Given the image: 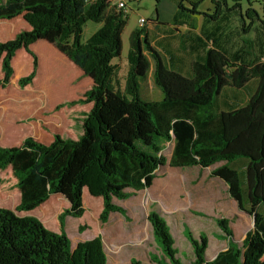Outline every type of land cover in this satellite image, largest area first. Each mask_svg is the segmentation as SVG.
I'll return each mask as SVG.
<instances>
[{"label":"trees","instance_id":"16d2710c","mask_svg":"<svg viewBox=\"0 0 264 264\" xmlns=\"http://www.w3.org/2000/svg\"><path fill=\"white\" fill-rule=\"evenodd\" d=\"M229 1L212 0L213 14L203 15L214 21L222 17L228 23L230 10L238 8L242 12L244 0H233L230 8ZM189 2L196 12L200 0ZM178 8L184 9L183 0ZM246 15H254L264 26L252 7ZM18 16H23L31 30L0 42V88H6L13 79L12 62L20 49L33 57V69L17 85L20 89L33 85L39 59L31 46L45 40L92 80L82 98L58 104L55 110L79 104H91L92 108L82 120L83 133L78 139L55 134L49 145L33 137L24 139L20 146L0 144V172L10 170L20 191V202L14 210L0 207V264H109L101 235L73 247L65 229L67 218L84 216L85 190L102 199L99 219L105 225L115 213L127 218L126 209L115 200L126 201L150 189L160 167L169 164L208 169L218 163L225 165L213 169L211 176L224 182L239 209L254 218L255 225L238 244L229 222L218 220L229 239L226 249L212 260L207 259L209 240L190 237L195 252L192 264H264V34L257 30L254 41L243 38L241 49L245 54H236L233 59L220 50H210L202 62L194 63L192 76L185 77L170 70L148 41L143 46L144 28L135 30L129 38L128 71L122 90L119 68L113 61L121 57L128 17L112 6L111 0H8L0 5V20ZM238 21L242 33L255 26L254 21L247 25L243 14ZM88 22L101 27L83 42ZM210 37L209 42L214 44L213 34ZM256 47L261 56L254 60ZM144 52L153 62V81L162 91L161 101L141 97V82L151 67ZM254 81L257 91L244 106L229 111L217 108L225 88L242 89ZM3 107L0 103V109ZM169 142L175 146L168 161L163 151ZM242 159L247 161L243 180L230 166ZM53 195L69 202V207L57 215L58 233L48 230L36 217L16 214L34 211ZM18 199L0 197L5 203ZM49 212L42 210L45 216ZM148 221L162 248L160 255H149L151 262L182 264L167 221L155 211L149 212ZM85 228L79 227V231ZM130 264L143 263L131 259Z\"/></svg>","mask_w":264,"mask_h":264},{"label":"rangeland","instance_id":"374dc122","mask_svg":"<svg viewBox=\"0 0 264 264\" xmlns=\"http://www.w3.org/2000/svg\"><path fill=\"white\" fill-rule=\"evenodd\" d=\"M125 1L126 12L124 15L128 17V21L123 35L124 59L127 56V50L129 48L130 34L138 27L139 19L144 18L147 23V20L152 18L151 16H155L156 10L158 12L160 9L166 11L165 7L158 6L157 0ZM158 1L160 3L162 2L161 0ZM197 1L199 0L192 2ZM211 2L212 0H200L196 6V10L202 13H213L214 7ZM249 3V0H244L241 4L242 12L238 8L230 10L231 16L229 17L228 24L233 32H235L234 26L239 24L240 32L242 33V27L238 21H241L242 14L247 25L254 21V28L247 33H242L243 38L254 41L255 34L258 31L264 34V26L257 21L254 15H252V18H249L246 13L252 7L259 13L261 17L260 21H264V0H252V3ZM233 4L234 1L230 0L228 7H232ZM183 5L188 8L193 7L188 0H183ZM98 27L99 24L88 22L84 27L83 42H86L97 32ZM255 28L256 30L254 31ZM253 53L254 60L256 57L259 58L261 56V52L257 47L253 48ZM2 77L3 73L0 65V80ZM18 80L19 77L14 75L6 88H0V103L5 107V109H0V144L6 147L17 146L19 144L18 142H20V138L18 139V137H28L27 134H29L32 125L29 122L32 119L26 117L31 114L37 117L40 115V110L43 107L38 105L39 100L35 102V100L29 99L37 93V86L32 85L25 89H20L17 85ZM79 85L80 83H77V85L73 84V94L64 90L63 93L65 94L61 97V103L82 98L84 91L88 89H80L78 87ZM86 105L79 104L76 107L92 106L91 104ZM52 106L47 101L45 102L44 115L49 119H53L59 126L62 125L63 119L66 126H63L64 128H56L53 125H49L51 126V130L58 135H62L65 139H78V134L83 132L81 125L80 129H75V136L70 137L68 136L69 133H67L69 130L67 125L73 124V121L69 120L73 109L64 107L56 111ZM31 108H34L31 114L22 116L25 112H29L27 109ZM63 112L66 114H63ZM82 112L80 111V113ZM59 117L62 119L60 118L58 120ZM27 119L28 121H22ZM170 155L171 146L167 145L163 151V156L169 159ZM218 165L216 164L215 167ZM212 168L214 166L206 170L196 168L189 172L176 174L172 177L173 187H166L165 190V177L169 173V169L165 168L161 170L158 172L156 183L151 189L137 193L126 201L115 200V204L126 209L127 218L119 213H115L105 225H102L99 219L103 208L102 199L90 196L85 190L83 195V203L86 210L84 216L82 218L69 217L66 221L65 229L72 246L75 247L78 242L92 240L101 235L106 253L109 257V264H130L131 259L140 260L143 264H153L149 259V255H152V257L160 255L162 248L155 241L152 226L148 221V214L151 211L157 212L168 222L175 241V248L178 251V258L182 264H192L194 261L195 252L190 244V237L199 241L203 236L209 240L207 250L208 259H211L213 253L216 251L225 248L229 238L224 234L223 227L217 223L218 220H227L235 240L238 244L242 243L246 233L254 227V219L246 212L240 210L235 201L233 202L228 199L229 193H227L223 182L219 178L210 175ZM170 189L173 191L172 196L168 195ZM10 196L18 197L19 199L14 203H5L0 200L1 208L14 210L20 202V191L15 186V180L12 178L10 170H7L0 172V197L8 198ZM67 207H69V202L63 196L53 195L45 204L34 211L16 212V214L20 217H36L48 230L58 233L57 215L63 208ZM43 209L50 211L47 214L48 216L43 215ZM82 226L86 228L80 232L79 227Z\"/></svg>","mask_w":264,"mask_h":264},{"label":"crops","instance_id":"0c3cea01","mask_svg":"<svg viewBox=\"0 0 264 264\" xmlns=\"http://www.w3.org/2000/svg\"><path fill=\"white\" fill-rule=\"evenodd\" d=\"M8 0H0V5L5 3ZM113 0H111L112 2ZM162 2H158V6L165 7L166 11L156 10L155 16H151L150 20H147V23L144 25V34L141 37L144 42L148 41L150 46L156 50L163 58L166 66L175 72L182 74L185 77L192 76L193 65L195 62H202L207 52L212 49H217L223 52L225 56L230 59H233L236 54L244 53L242 48V40L243 37L240 34L239 24L234 26L235 32H233L228 23H225L222 17H219L217 20L209 19L207 16L203 15L202 12L196 10L194 11V7L188 8L184 6V9L178 8L179 0H161ZM190 1V0H188ZM194 1V0H192ZM114 2H112L113 4ZM160 4V5H159ZM209 13V12H208ZM213 14V13H209ZM141 19V18H140ZM139 19V20H140ZM101 25L99 24L98 30ZM127 27V26H126ZM126 29V28H125ZM142 28L139 26L135 28V30H141ZM31 26L25 21L23 16H18L11 20H0V42H8L13 40L17 34L23 31H30ZM97 30V31H98ZM132 31V32H133ZM125 32V30H124ZM123 32V35H124ZM131 32V33H132ZM213 34L215 43L213 44L211 41V35ZM131 35V34H130ZM130 38V37H129ZM123 39V36H122ZM209 40H211L209 42ZM145 47V46H144ZM31 51L34 52L39 59V71L37 78L34 80L33 85L37 86V93L31 96L30 100H35L38 102L41 108V113L37 117L31 114L32 110L27 109L29 112H25L26 118L32 119L29 123H31V128L29 131L28 137H33L36 140L42 142L43 144L49 145L54 140V135L56 132L51 130V126L53 125L57 127H65V121L62 119V125L59 126L53 119H49L44 115L45 110V102L47 101L49 105H53L55 108L58 104H61L62 96L64 90L71 92L73 91V84L77 85L80 89H90L92 86V80L89 77H85L83 75V71L77 67L74 63H72L64 54H62L53 44L45 41L39 40L31 46ZM129 51L130 44L127 50V56L124 59V40H123V50L120 59H115L113 62L119 68V77L122 82L121 89L125 88V78L128 71V63H129ZM145 56H148L147 52H144ZM150 60V58H149ZM247 61V59H245ZM247 62H251V59ZM151 67L150 71L147 75V78L141 82V97L146 101H161L163 99L162 91L154 84L153 81V70L154 65L150 60ZM13 69L15 72V76H18L19 79L23 76H27L31 73L33 69V57L27 52L25 49H20L16 52L13 58ZM1 65V58H0ZM41 81V82H40ZM40 82V84H39ZM39 84V85H38ZM87 91V90H86ZM84 91V93L86 92ZM257 91V82H250L245 85L242 89L227 87L218 97V109L221 111H229L233 109H238L244 106L251 95H253ZM80 99L76 98L75 100ZM74 101V100H73ZM88 105V104H87ZM86 105V106H87ZM51 108V107H50ZM91 107H72L73 113L69 120L73 121V124H68V136H75V129H80V125H82L81 120L84 118V114L90 111ZM2 109H5L3 107ZM24 110V109H23ZM43 111V113H42ZM80 111H83L80 113ZM85 111V112H84ZM63 114H66L63 112ZM22 121H28L22 120ZM17 124V123H16ZM63 127V128H64ZM47 132V133H46ZM59 133V132H57ZM83 132H80L79 137ZM62 136V135H60ZM63 137V136H62ZM20 138V142L17 146H20L26 136L18 137ZM18 141V140H17ZM171 146V155L172 156L175 143L169 142L165 144ZM166 158V157H165ZM168 159V161L170 160ZM219 165L216 167H221L225 165V163H218ZM247 161L246 160H238L234 161L230 164V166L235 169L241 179L243 180L244 170L246 168ZM214 166L213 169L216 168ZM165 168L169 169V173L166 175V179L164 183V190L166 187L172 186V177L179 173L189 172L192 169L199 167H189V168H175L169 166V164L160 167L157 171L160 172ZM211 168V167H210ZM209 169V168H208ZM206 170V169H205ZM211 170V171H212ZM210 171V175H211ZM157 177L154 181L153 186L155 185ZM221 181V180H220ZM223 182V181H222ZM224 184V182H223ZM225 185V184H224ZM152 186V187H153ZM151 187V188H152ZM173 187V186H172ZM150 188V189H151ZM225 188L228 193V187L225 185ZM149 190V189H148ZM167 191V190H166ZM164 191V192H166ZM168 193V191H167ZM168 195L172 196L173 191L170 189V193ZM228 199L234 200L229 196ZM168 223V222H167ZM222 248L215 253H213V257L208 260H212L216 257V255L226 249L227 247ZM109 258V257H108Z\"/></svg>","mask_w":264,"mask_h":264},{"label":"built area","instance_id":"2783aa9c","mask_svg":"<svg viewBox=\"0 0 264 264\" xmlns=\"http://www.w3.org/2000/svg\"><path fill=\"white\" fill-rule=\"evenodd\" d=\"M112 2H114L112 6H114L118 11H122L124 13L126 12V1L125 0H113ZM145 24H146V20L144 18H141L139 20L140 27L143 28Z\"/></svg>","mask_w":264,"mask_h":264},{"label":"water","instance_id":"95a60500","mask_svg":"<svg viewBox=\"0 0 264 264\" xmlns=\"http://www.w3.org/2000/svg\"><path fill=\"white\" fill-rule=\"evenodd\" d=\"M254 219V218H253ZM254 225H255V219H254Z\"/></svg>","mask_w":264,"mask_h":264}]
</instances>
